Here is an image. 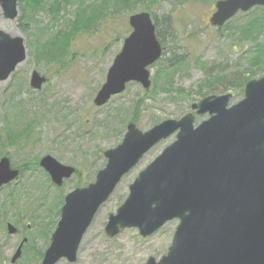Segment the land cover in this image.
Masks as SVG:
<instances>
[{"label":"rangeland","instance_id":"374dc122","mask_svg":"<svg viewBox=\"0 0 264 264\" xmlns=\"http://www.w3.org/2000/svg\"><path fill=\"white\" fill-rule=\"evenodd\" d=\"M80 1L72 0L70 5L61 1L58 14L31 9L23 15L19 7L14 21L4 15L0 18V28L21 35L27 48L26 60L0 83V158L8 155L13 166L18 167L51 154L78 170L57 187L42 167L23 166L18 179L0 187V264H41L43 258L29 246L45 252L61 216L55 204L74 188L95 180L107 163L104 152L121 143L138 102L141 109L136 124L148 130L163 120L181 118L205 96L231 93L229 105L244 97L241 87L230 81L200 89L207 75L227 74L230 79L242 80L264 76V65L257 68L251 63L257 52L256 41L241 32V26L264 23V7L239 11L217 27L210 22L217 0H130L129 4L84 0L90 26L73 33L68 43L61 45L63 51L57 59L40 57L38 51L46 43H60ZM142 10L150 11L154 20L158 18V37L164 47L162 58L151 66L154 82L150 89L130 82L124 92L97 106L94 98L124 38L131 32L129 16ZM55 33L59 39L52 38ZM258 40L264 44V29ZM169 60L176 65L168 67ZM173 68L175 72L169 80L166 72ZM33 70L47 78L40 90L30 85ZM158 70L163 73L155 78ZM179 87L186 92H179ZM208 117L209 113L196 115L195 124ZM27 128V134L18 142L8 141V129L16 135ZM175 138L176 133L156 144L122 178L85 233L77 260L63 258L57 264H144L150 256L160 259L167 253L179 219L169 221L148 237L142 236L138 228H125L111 237L105 226L109 215L116 213L127 198L130 184ZM8 222L18 228L17 233L8 232ZM23 237L29 238L28 246L24 245L22 256L13 263L11 258Z\"/></svg>","mask_w":264,"mask_h":264},{"label":"water","instance_id":"95a60500","mask_svg":"<svg viewBox=\"0 0 264 264\" xmlns=\"http://www.w3.org/2000/svg\"><path fill=\"white\" fill-rule=\"evenodd\" d=\"M19 0H0V18L14 21ZM264 6V0H218L210 21L222 26L238 11ZM134 29L108 70L94 103L104 105L130 81L151 86L150 69L162 56L156 26L147 11L129 18ZM27 58L25 39L0 28V83ZM46 78L32 72L31 85L40 89ZM245 96L229 106L232 94L209 95L192 108L210 117L195 126V114L166 119L147 131L129 122L120 144L105 151L106 166L96 180L65 197L61 218L41 264L62 258L75 262L82 238L101 205L123 176L162 139L177 132L169 144L130 184V193L117 213L110 214L109 236L135 227L147 237L168 221L179 219L172 244L159 260L144 264H264V76L248 81ZM40 165L62 185L75 167L44 156ZM20 175L10 158L0 159V186ZM8 231L17 228L8 223ZM25 238L12 262L22 255Z\"/></svg>","mask_w":264,"mask_h":264},{"label":"trees","instance_id":"16d2710c","mask_svg":"<svg viewBox=\"0 0 264 264\" xmlns=\"http://www.w3.org/2000/svg\"><path fill=\"white\" fill-rule=\"evenodd\" d=\"M61 1H64L66 3V5L72 3V0H20L19 7L22 10L23 15H24V12L28 13V12H30L31 9H34V10L47 9L49 12H51V14L52 13L53 14H58L59 13V7H60L59 4H60ZM117 1H121V2L126 3V4L130 3V0H117ZM209 1L212 2L214 0H209ZM83 2H85V1L84 0L80 1L81 5H79V7L74 12L75 18L72 21L71 27H70V29L67 32L62 34V36L60 38V43L58 45H56V46H53L50 42L46 43L45 47L44 48H40L41 51H38V55L40 57L43 56L44 58L53 59V60L57 59V54L61 53L63 51L61 45L64 44V43L67 44L68 41H69V38L71 37V35L73 33L81 31V30H83L85 28H88L90 26L88 24V23H90L89 16L86 13L87 6L83 5ZM211 5H212V3H211ZM155 19H156L155 21L157 22L158 34L161 35V30L158 28V23H159L158 18L155 17ZM241 27H242L241 32L243 33L245 38H249L250 37V38H253L256 41L255 49H256L257 52L252 56L251 63L254 66H257V68H259L261 66V64L264 65V60H263V57H264V44L259 42L258 34L261 32L262 29H264V23L260 24L259 26H257L256 24L255 25L247 24V25H244V26H241ZM57 34L58 33H55L52 36V38L53 39H59ZM52 42L55 43V41H53V40H52ZM168 63H170V64H167L168 67H173L174 65H176V64H171L172 60H169ZM174 72H175L174 68L171 69V70H167L166 73H167V76L169 77V80L172 79V75H173ZM162 73H163L162 71L158 70L156 75H155V78H158ZM205 79H206V82H205L204 85L200 86V89H203L204 86L211 87L215 83L230 81V82H232V84L235 87H241V90H242L244 84L249 80L248 77H245L243 80L242 79H230L229 75H227V74H222V75H218V76H216V75H214V76L207 75ZM243 82H245V83L243 84ZM157 85H158V81L155 84V86H157ZM177 90L179 92H186L185 89L181 88V87H179ZM139 108L141 109V103L140 102H138V104L136 105V107L134 109L133 116L130 118V120L137 121ZM28 128L25 129V130L22 129L19 133H16V135H14L13 130L8 129V132H9L8 141H11L10 143L18 142L21 137H23L25 134H27L26 132H27ZM34 163L38 164V161H36ZM38 200L39 199H37V201ZM63 202H64V200H63V198H61L59 200V202H58V205H57V203L55 204V208L56 209L58 208V214L61 213V208L59 209L58 206L62 205ZM29 249L33 250V252H36L39 255L40 258H43L44 250L39 249L36 246H31V245L29 246Z\"/></svg>","mask_w":264,"mask_h":264},{"label":"flooded vegetation","instance_id":"af4514ba","mask_svg":"<svg viewBox=\"0 0 264 264\" xmlns=\"http://www.w3.org/2000/svg\"><path fill=\"white\" fill-rule=\"evenodd\" d=\"M157 34H158V32H157Z\"/></svg>","mask_w":264,"mask_h":264}]
</instances>
